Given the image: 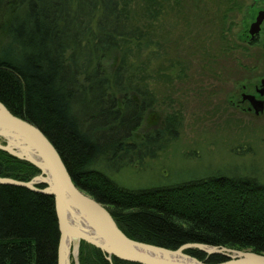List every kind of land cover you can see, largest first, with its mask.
I'll return each instance as SVG.
<instances>
[{
    "label": "trees",
    "instance_id": "obj_1",
    "mask_svg": "<svg viewBox=\"0 0 264 264\" xmlns=\"http://www.w3.org/2000/svg\"><path fill=\"white\" fill-rule=\"evenodd\" d=\"M163 4L0 0V101L45 132L74 182L105 203L130 238L171 249L198 242L264 252V182L257 177L216 172L141 189L112 178L111 163L119 170L132 164L128 156H157L153 141L175 138L181 125L169 115L164 128L141 142L137 137L158 98L153 79L168 77L162 66H152L157 33L151 20ZM40 173L0 149V177L29 181ZM59 236L52 195L0 183V264H58ZM184 251L210 262L226 259ZM79 261L142 264L115 256L111 262L86 241Z\"/></svg>",
    "mask_w": 264,
    "mask_h": 264
},
{
    "label": "rangeland",
    "instance_id": "obj_2",
    "mask_svg": "<svg viewBox=\"0 0 264 264\" xmlns=\"http://www.w3.org/2000/svg\"><path fill=\"white\" fill-rule=\"evenodd\" d=\"M160 1L164 10L151 20L157 33L151 45L157 54L152 66H162L168 77L153 79L158 98L137 137L141 142L147 132L164 128L169 115L179 117L181 125L175 138L153 141L157 156H128L132 164L119 170L111 163L112 178L132 189L216 172L264 182V115L254 117L233 105L240 86L253 85L264 70V50L239 39L243 11L237 7L247 1ZM236 1L242 2L237 6ZM79 252L76 256L72 249L71 264H80Z\"/></svg>",
    "mask_w": 264,
    "mask_h": 264
},
{
    "label": "water",
    "instance_id": "obj_3",
    "mask_svg": "<svg viewBox=\"0 0 264 264\" xmlns=\"http://www.w3.org/2000/svg\"><path fill=\"white\" fill-rule=\"evenodd\" d=\"M262 106L256 107L261 110ZM0 149L29 161L41 173L29 181L0 177V183L21 185L54 197L59 224L58 264H71L81 241L101 249L112 257L142 264H264V252L227 246L188 242L176 249L130 238L118 225L107 205L80 188L73 180L59 150L45 132L34 123L13 114L0 101ZM43 184V188L38 185ZM74 247H71V246ZM198 248L209 254L219 253V262L201 260L186 253Z\"/></svg>",
    "mask_w": 264,
    "mask_h": 264
},
{
    "label": "flooded vegetation",
    "instance_id": "obj_4",
    "mask_svg": "<svg viewBox=\"0 0 264 264\" xmlns=\"http://www.w3.org/2000/svg\"><path fill=\"white\" fill-rule=\"evenodd\" d=\"M247 3L237 7L242 13V28L239 39L250 46H260L264 50V0H245ZM242 1H236L238 6ZM236 109L251 116L264 115V70L253 85L240 86L238 99L233 103ZM262 106L261 110L256 107Z\"/></svg>",
    "mask_w": 264,
    "mask_h": 264
},
{
    "label": "bare ground",
    "instance_id": "obj_5",
    "mask_svg": "<svg viewBox=\"0 0 264 264\" xmlns=\"http://www.w3.org/2000/svg\"><path fill=\"white\" fill-rule=\"evenodd\" d=\"M71 247H73V245Z\"/></svg>",
    "mask_w": 264,
    "mask_h": 264
}]
</instances>
